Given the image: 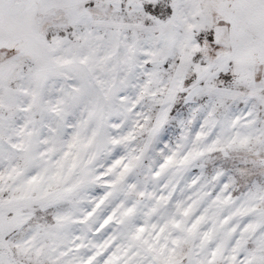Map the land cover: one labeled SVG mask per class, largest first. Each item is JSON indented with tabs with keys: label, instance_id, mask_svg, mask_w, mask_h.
<instances>
[{
	"label": "snow or ice",
	"instance_id": "1",
	"mask_svg": "<svg viewBox=\"0 0 264 264\" xmlns=\"http://www.w3.org/2000/svg\"><path fill=\"white\" fill-rule=\"evenodd\" d=\"M0 264H264V0H0Z\"/></svg>",
	"mask_w": 264,
	"mask_h": 264
}]
</instances>
